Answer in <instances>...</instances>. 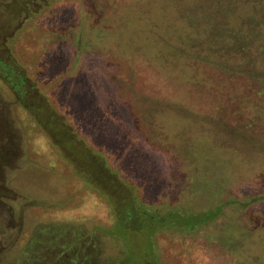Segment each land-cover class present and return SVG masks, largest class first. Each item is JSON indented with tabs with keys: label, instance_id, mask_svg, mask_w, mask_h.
I'll use <instances>...</instances> for the list:
<instances>
[{
	"label": "rangeland",
	"instance_id": "374dc122",
	"mask_svg": "<svg viewBox=\"0 0 264 264\" xmlns=\"http://www.w3.org/2000/svg\"><path fill=\"white\" fill-rule=\"evenodd\" d=\"M34 1L0 0L17 146L0 175V264H124L127 242L104 230L125 183L162 209L222 203L215 227H264V200L235 201L264 192V0ZM154 239L159 264H241L222 238Z\"/></svg>",
	"mask_w": 264,
	"mask_h": 264
},
{
	"label": "trees",
	"instance_id": "16d2710c",
	"mask_svg": "<svg viewBox=\"0 0 264 264\" xmlns=\"http://www.w3.org/2000/svg\"><path fill=\"white\" fill-rule=\"evenodd\" d=\"M18 1L21 6H29V4L35 2L34 0ZM115 26L117 25L115 24ZM80 33L76 41L78 51H81L80 49L83 47V42L86 40L83 29ZM11 65L13 66L12 63L10 64V54L6 55L3 49L0 52V72H3L6 76L10 75ZM92 165L94 172H96V167H98V165L96 163H92ZM94 176L97 175L95 174ZM104 176L108 178L107 185L110 186L112 190H117L118 181H116V175L110 172L109 175ZM111 176H113L114 179ZM116 177L120 179L118 176ZM125 186L126 188L123 191L125 197L121 206L117 203L119 201V196H115V199H111L113 202L115 201V210L113 209V211H115L114 223L111 228L104 230L105 233L112 235L115 240H119L122 237L121 240L127 242L125 250L127 252L129 249L131 251L129 256L131 253L132 255L124 264H137L138 262H140V264H159V262H157V252L155 249L156 240L154 238L158 232L163 230H171L181 236H203L204 239L215 245L217 244V240L222 238L220 247L236 256L241 264H253L257 262L264 264V227L258 229L255 226L245 225L244 223H240L239 226L248 227V229L236 230L234 227H215L224 204L218 203L215 207H210L201 211H192L189 209V211L183 212L177 210L180 207H165L162 209L161 207L159 208L141 203L136 197L129 194L130 192L132 193L130 189L131 185L129 186V184L125 183ZM119 191H121V189H119ZM263 200L264 192L255 196H247L242 200L235 199V201L239 203L241 211ZM133 231L143 233L144 239L149 241V246L153 249L151 254L154 256V261L149 259V255L144 252V250H142V252L136 251V245L131 239ZM249 239H253L254 242L252 244H247L246 241Z\"/></svg>",
	"mask_w": 264,
	"mask_h": 264
},
{
	"label": "flooded vegetation",
	"instance_id": "af4514ba",
	"mask_svg": "<svg viewBox=\"0 0 264 264\" xmlns=\"http://www.w3.org/2000/svg\"><path fill=\"white\" fill-rule=\"evenodd\" d=\"M3 103L0 102V175L2 171L10 167V162L13 159L12 153L16 152L17 146L13 144L10 136V126H8L9 122L4 120V113L2 109ZM5 107V106H4ZM0 198H8L10 199L9 190L3 185L4 179H0ZM6 191V193H5ZM10 221V219H8Z\"/></svg>",
	"mask_w": 264,
	"mask_h": 264
}]
</instances>
